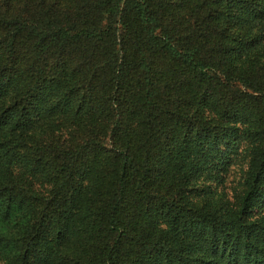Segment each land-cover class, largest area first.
<instances>
[{
  "label": "trees",
  "instance_id": "obj_1",
  "mask_svg": "<svg viewBox=\"0 0 264 264\" xmlns=\"http://www.w3.org/2000/svg\"><path fill=\"white\" fill-rule=\"evenodd\" d=\"M0 152L10 264H264V0H0Z\"/></svg>",
  "mask_w": 264,
  "mask_h": 264
},
{
  "label": "rangeland",
  "instance_id": "obj_2",
  "mask_svg": "<svg viewBox=\"0 0 264 264\" xmlns=\"http://www.w3.org/2000/svg\"><path fill=\"white\" fill-rule=\"evenodd\" d=\"M5 165V157L0 152V171ZM238 171L234 167L229 174L226 185L230 187L238 179ZM8 212L2 211V203L0 202V236H10L12 234H18L22 229V224L25 222L27 212L25 207H14L13 205L7 209ZM14 259V250L11 248L0 247V261L3 263H12Z\"/></svg>",
  "mask_w": 264,
  "mask_h": 264
}]
</instances>
